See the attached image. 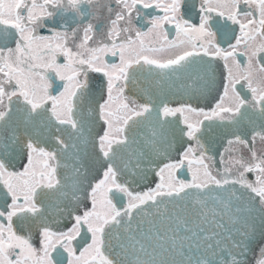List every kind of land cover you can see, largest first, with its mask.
I'll return each instance as SVG.
<instances>
[{"label":"snow or ice","instance_id":"obj_1","mask_svg":"<svg viewBox=\"0 0 264 264\" xmlns=\"http://www.w3.org/2000/svg\"><path fill=\"white\" fill-rule=\"evenodd\" d=\"M0 264H264V0H0Z\"/></svg>","mask_w":264,"mask_h":264}]
</instances>
